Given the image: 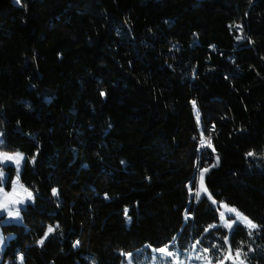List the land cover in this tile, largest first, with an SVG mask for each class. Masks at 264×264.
Wrapping results in <instances>:
<instances>
[{"label":"trees","instance_id":"obj_1","mask_svg":"<svg viewBox=\"0 0 264 264\" xmlns=\"http://www.w3.org/2000/svg\"><path fill=\"white\" fill-rule=\"evenodd\" d=\"M19 1L0 0V150L25 154L33 201L0 225V264H121L193 240L264 264L247 155L264 154V0ZM214 163L212 199L187 206ZM219 202L258 227L227 234Z\"/></svg>","mask_w":264,"mask_h":264},{"label":"rangeland","instance_id":"obj_2","mask_svg":"<svg viewBox=\"0 0 264 264\" xmlns=\"http://www.w3.org/2000/svg\"><path fill=\"white\" fill-rule=\"evenodd\" d=\"M12 2L14 4H19L20 1L19 0H12ZM194 111H195L196 120L198 122L199 118H197L196 109H194ZM208 138H209L208 135H203V139L208 140ZM0 140H1V133H0ZM205 146H207V145H205ZM0 153H7L9 155L20 154L21 156H23V160L21 161L19 168H17V165L13 161H4V162L0 163V171H2V173H3V175L0 176V188H2L4 190V192H7V193H12L13 189L15 188L16 192L18 193V195H16L14 197L15 199H20L22 197H25L26 193H24L23 189L26 187L21 184L20 180H19V185H22L23 188H20L16 183L17 177L20 174V171L22 169V166H23L25 158H26L25 154L18 151V150H15V151L0 150ZM249 159L252 161V165H250V166L257 168V169H264V154H261V155L254 154L253 156H249ZM213 165H216V163H214ZM213 165L206 167V168H199L198 169L194 187H191V185L189 183L187 184V190H188L187 206L190 203H193V204L197 203L202 197L208 198L207 194L201 193L199 200H197L195 193L200 188V173L204 169L210 170L211 167H213ZM26 189L32 193L31 190H29L28 188H26ZM0 198H2V194H0ZM32 201H33V196H32V199H30V200L25 199L24 203L15 205L16 208L20 209V216L18 218L10 217V216H8L6 211L0 210V225L4 224V223H21V221H22L21 211L23 209H25L27 204L31 203ZM222 205H227L229 208H235V207L228 205L224 202H219V203H217V206H216L217 215H218V225L222 226L227 231V234H229L230 231L233 229V227L237 224L242 225L243 227L248 229L246 227V225L243 224V222L236 220V216L234 213L226 211L225 208L221 207ZM235 209L237 211H239L240 213H242L244 216L248 217L247 215H245L243 212H241L237 208H235ZM221 212L224 213L225 219L228 222L236 221L235 223H233V227L231 229L224 227V222L220 218ZM188 217H189V213H187V208H186L183 212V220L185 221ZM47 230H48V228H47ZM47 230H46L45 234L47 233ZM248 230H253V229H248ZM0 237L3 238V242L0 243V249H2L4 247V245L6 244L10 235L4 234L1 230V227H0ZM43 239H45V235H44ZM196 242H197L196 240L189 242L187 247H185V248L179 247L176 243L170 244L167 247H168L169 251H171L175 254L172 257L163 256V254L156 251L159 248H153V247L150 248L149 252L138 251L137 253H134V254L126 253L125 257H124L125 260L121 264H175V261L177 259L180 261H183L184 264H205L204 260H202V259L197 260L196 259L197 256H207L212 261V264H218V261L220 259L214 261L212 259L210 252L209 251L204 252L203 250L205 248L201 247L199 244H196ZM193 245H196V247L193 248L192 247ZM228 250H229V248L226 249L223 256L227 255ZM129 254H131V255L129 256ZM137 254H139V255H137ZM134 258H135V260H134ZM225 264H231V261H225ZM247 264H249V263H247Z\"/></svg>","mask_w":264,"mask_h":264},{"label":"snow or ice","instance_id":"obj_3","mask_svg":"<svg viewBox=\"0 0 264 264\" xmlns=\"http://www.w3.org/2000/svg\"><path fill=\"white\" fill-rule=\"evenodd\" d=\"M194 106H195V102H193ZM197 118H199V113L197 111ZM207 145L208 147H211V141L210 140H205V139H201V146H205ZM248 156H253L254 153L253 152H249L247 153ZM23 160V156H21L20 154H16V155H9L7 153H0V163L4 162V161H13L16 165L17 168H19V165L21 164V161ZM219 163V158H217V164ZM217 165H213V167H215ZM209 171V169H204L201 173H200V188L199 190L196 191L195 196L197 198V200H199L201 193L207 194L209 199H212V196L210 193H208V189L207 187L204 185V176L205 173H207ZM3 173L2 171H0V176H2ZM17 185L20 188H23L22 185H19V176L17 177ZM24 193H26L25 197H22L20 199H15L14 197L16 195H18V193L16 192V189H13L12 193H7L4 192V190L2 188H0V194H2V198H0V210L6 211L8 216L10 217H15L18 218L20 216V209L16 208L15 205L16 204H22L24 203L25 199H32L33 194L28 191L26 188L23 189ZM57 191L55 189H53V195H56ZM213 203H216L215 200H212ZM221 207L225 208L226 211L234 213L236 216V220L243 222L244 225H246V227L248 229H256L258 227L257 224H255L252 220H250L248 217L244 216L242 213H240L239 211H237L235 208H229L227 205H222ZM220 218L221 220L224 222V227L231 229L233 227V223H235L236 221L233 222H228L225 219L224 213L221 212L220 214ZM55 229L51 226L48 227L47 233L45 234V239L47 238V235L49 233H52ZM251 234V233H250ZM3 242V238L0 237V243ZM227 242V241H225ZM39 243L41 245H43L44 243V239H41L39 241ZM196 244H199V241L196 242ZM193 248L196 247V245L192 246ZM156 251H158L159 253L163 254V256H167V257H172L175 254L171 251H169L168 247H161L159 249H157ZM204 252H208V249H204ZM131 254H129L130 256ZM247 253L242 252L241 250H236L235 253L233 254L231 248H229L227 255L223 256L219 261L218 264H225V261H231V264H247ZM23 258L21 257V260ZM197 260H204L205 264H212V261L207 257V256H197L196 257ZM175 264H184L183 261L180 260H176Z\"/></svg>","mask_w":264,"mask_h":264}]
</instances>
